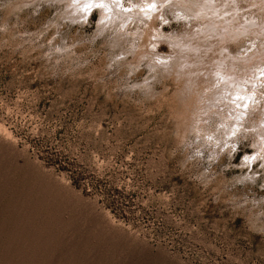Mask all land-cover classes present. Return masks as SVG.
<instances>
[{"label": "rangeland", "instance_id": "374dc122", "mask_svg": "<svg viewBox=\"0 0 264 264\" xmlns=\"http://www.w3.org/2000/svg\"><path fill=\"white\" fill-rule=\"evenodd\" d=\"M71 1L0 0V264H264V0Z\"/></svg>", "mask_w": 264, "mask_h": 264}, {"label": "bare ground", "instance_id": "6f19581e", "mask_svg": "<svg viewBox=\"0 0 264 264\" xmlns=\"http://www.w3.org/2000/svg\"><path fill=\"white\" fill-rule=\"evenodd\" d=\"M73 2L74 1H78V0H72ZM72 1H71V3H72ZM103 2L102 0H80L79 1V5H77V3L78 2H74V7H73V10L77 7V6H80V5H82L84 8H83V10L85 9L87 12H85L86 14L87 13H89L90 11H89V9L93 6V4H96V3H101V2ZM70 2V1H69ZM68 2V3H69ZM161 2V1H160ZM159 2V3H160ZM167 3V2H166ZM162 4V3H161ZM71 5V4H70ZM81 6V7H82ZM95 6V5H94ZM99 6H100V4H99ZM104 6V5H103ZM161 6V5H160ZM166 6V5H165ZM71 7V6H70ZM147 7V6H146ZM72 8V7H71ZM105 8H107V7H105ZM78 9V8H77ZM79 9H80V7H79ZM161 9V8H160ZM91 10V9H90ZM108 9H106L105 11H107ZM104 11V13L102 12V14H103V17L105 16V15H107V13ZM163 11V10H162ZM70 12V11H69ZM75 12V11H74ZM83 12V11H82ZM82 12H80V13H82ZM70 15V14H69ZM77 15H78V13H77ZM71 16V15H70ZM79 16V15H78ZM83 16H85L86 17V15H83ZM82 16V17H83ZM75 17H76V15H75ZM103 17H101V18H103ZM77 18V17H76ZM151 23V22H150ZM189 53V52H188ZM230 74V73H229ZM228 75V74H227ZM223 76V75H222ZM227 77V76H226ZM229 77H231L230 75H229ZM224 79H225V77H224ZM230 80V79H229ZM229 82V81H228ZM231 82H232V79H231ZM201 88V87H200Z\"/></svg>", "mask_w": 264, "mask_h": 264}]
</instances>
